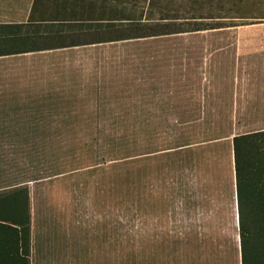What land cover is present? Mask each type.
I'll return each instance as SVG.
<instances>
[{"label": "rangeland", "instance_id": "rangeland-1", "mask_svg": "<svg viewBox=\"0 0 264 264\" xmlns=\"http://www.w3.org/2000/svg\"><path fill=\"white\" fill-rule=\"evenodd\" d=\"M40 1L47 20L94 15ZM149 1L119 6L237 26L54 50L42 111L0 127V194L29 191L30 264H241L233 138L264 131V0Z\"/></svg>", "mask_w": 264, "mask_h": 264}, {"label": "trees", "instance_id": "trees-1", "mask_svg": "<svg viewBox=\"0 0 264 264\" xmlns=\"http://www.w3.org/2000/svg\"><path fill=\"white\" fill-rule=\"evenodd\" d=\"M104 1L82 0V4L86 3L94 8V15L90 13L87 18L62 21L47 20V18L38 16L37 11L43 9L37 8L45 5V8L49 9L50 5L36 0L30 19L34 22H47L45 26L36 25L37 32L40 28L51 27L53 33L58 34L53 41V50L237 26L235 23H220L221 21L180 23L176 18L171 17H162L157 21L151 19L144 21L135 18L129 8L119 6L122 0H112V7ZM148 6L157 8L158 0H150ZM70 12L75 15L73 10L70 9ZM231 14L234 13L225 9L218 18L219 20L262 19V17L232 16ZM107 31L112 33V37L105 34ZM89 32L95 33L93 42L75 41L84 38V34ZM73 34L80 35L74 36ZM66 41L69 42L66 43ZM177 149L174 148V153H170L169 156H176ZM233 154L241 264H264V131L234 137ZM31 225L28 189L20 187L0 194V264H30ZM21 250H24V255L21 254Z\"/></svg>", "mask_w": 264, "mask_h": 264}, {"label": "crops", "instance_id": "crops-1", "mask_svg": "<svg viewBox=\"0 0 264 264\" xmlns=\"http://www.w3.org/2000/svg\"><path fill=\"white\" fill-rule=\"evenodd\" d=\"M35 1L0 0V127L5 120L42 111L52 96L54 50L44 42L52 34L47 28L37 32L36 25L47 22L30 19ZM34 42L43 45L28 47ZM15 43L24 49L4 51Z\"/></svg>", "mask_w": 264, "mask_h": 264}]
</instances>
